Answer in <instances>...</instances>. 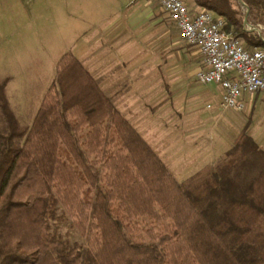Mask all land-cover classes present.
<instances>
[{"label":"trees","instance_id":"trees-1","mask_svg":"<svg viewBox=\"0 0 264 264\" xmlns=\"http://www.w3.org/2000/svg\"><path fill=\"white\" fill-rule=\"evenodd\" d=\"M242 1L191 3L264 50L243 24L245 12L264 24V0ZM8 80L0 76V264H264V151L246 127L222 162L179 181L72 52L29 124L9 105Z\"/></svg>","mask_w":264,"mask_h":264},{"label":"rangeland","instance_id":"rangeland-1","mask_svg":"<svg viewBox=\"0 0 264 264\" xmlns=\"http://www.w3.org/2000/svg\"><path fill=\"white\" fill-rule=\"evenodd\" d=\"M87 3L88 0H0V76L9 78L5 91L18 120L31 122L54 78L56 59L67 43L64 37L74 29H84L85 33L90 30L89 35L84 34L83 39L78 35L69 44L88 45L83 65L173 176L185 181L216 166L218 162L212 166L215 153L224 149L218 147L219 140H225L228 133L226 122L219 123L226 113L215 109V89L195 79L199 67L196 50L183 42L156 2L136 5L142 17L133 26L125 23L131 20L126 16L135 3L129 4L123 15V33L113 40L112 32L102 38L105 27H112L113 17L89 24L99 18L79 16ZM92 4L106 2L96 0ZM97 10L101 12L98 6ZM108 10L113 8L104 7L103 11ZM248 23L256 27L252 31L264 41V24ZM260 98L264 105V96ZM249 110L244 109L237 118L249 120ZM231 119L235 121L234 116ZM242 122L234 123L231 131L237 132ZM3 128L0 116V132ZM222 157L225 159L224 154ZM204 162L207 164L200 166ZM117 214L122 215L120 211ZM61 228L68 230L70 239L79 238L68 225Z\"/></svg>","mask_w":264,"mask_h":264},{"label":"built area","instance_id":"built-area-1","mask_svg":"<svg viewBox=\"0 0 264 264\" xmlns=\"http://www.w3.org/2000/svg\"><path fill=\"white\" fill-rule=\"evenodd\" d=\"M150 1L156 2L175 25L183 42L196 50L199 67L195 79L201 84L214 83L219 87L217 109L243 111L244 95L264 93V50H248L243 40L224 28L221 15L195 7L191 0ZM244 26L248 27L245 29L254 27L250 23Z\"/></svg>","mask_w":264,"mask_h":264},{"label":"crops","instance_id":"crops-1","mask_svg":"<svg viewBox=\"0 0 264 264\" xmlns=\"http://www.w3.org/2000/svg\"><path fill=\"white\" fill-rule=\"evenodd\" d=\"M88 1H89V3L85 4L82 7V11L83 12L79 16L84 17V18H91V17L99 18L97 20H93L92 19L90 22H88L89 24L92 23V22L97 23V24L98 23H102L104 18H107V17L112 18L113 17V19H112L113 20L112 27H110L109 29H107V26L105 27V29H104L105 32L103 31L104 34L102 35V38H106L110 34V32L113 33V37H111V40L118 38L117 37L118 34H120V33L122 34L123 33V31L121 32V28H123L122 25L124 23L123 15H124V13L126 11H128V9H127L128 5L131 4L132 2L135 3V1H130V0H105L106 4H101V5L92 4V1H96V0H88ZM149 1L150 0H140V1L137 2V0H136L137 3L132 5L134 8L131 9L129 11V15L126 16V17H132V18H131V20H127L126 19L125 23H127V24L129 23L130 26L136 25L140 21L139 18L142 17V16H140V11L138 9H135L136 5L140 4V3L145 4V2H149ZM97 6L100 7V10H101L100 13L97 12L98 11L97 10ZM108 6L112 7L113 10H111V11L108 10L107 12H104L103 11L104 7H108ZM144 13H148V11L147 12L145 11ZM119 26H120V30L118 31V27ZM90 33H91L90 30L87 31V33H85L84 29H82L79 32H77L75 29L72 30L70 33H68L64 37V41L67 42L64 45L65 46L64 49H63V50H65L64 52H66V51L72 52L84 64L85 63L84 59L87 58L86 52L88 50V45L83 43V44H80V45L72 46V45L69 44L70 43L69 40L75 39L78 35H79V37H81L84 34L85 35H89ZM97 39L98 40L101 39V35ZM61 52L59 53L60 54L59 57L64 53V52H62V53ZM59 57L56 59L55 65H56ZM54 71H55V69H54ZM203 85L213 87V89H215V93H216L215 94V98H217V100H218L219 95H220L219 87L216 84H214V83H208V84H203ZM262 96H264V93L262 94ZM262 96H260V92H256L254 94H249V95L248 94L244 95V100H245V104H246L245 109L248 108V110H249V105L251 103H253L252 104L253 105L252 110H249L250 112L249 111L246 112V115L250 114L249 117H251V118H249V120H247V121L244 120L242 122L239 118H237V116L240 115L242 112L241 111H235V110H232V109L225 110L226 114L223 117V119L219 118L220 119L219 123H222L223 125H225V122H226V124H227L226 125L227 126L226 129H228V133H227V135H225V137L227 136V138L225 139L227 142H225V140H219L218 147L220 145L221 148L223 149V147H224V149L223 150L220 149V150H218V152L215 153V156L213 158V160L215 162H213L212 166L217 164V162L220 163V162H222L224 160L223 157H222L223 154L225 153V151H227L233 145L238 133L242 129H244L245 127H246V132L253 138V140L259 146V148L264 151V105L262 104V100L260 98ZM214 106H215V104H214ZM215 109H216V107H215ZM216 111H218V110L216 109ZM232 116L235 117V121L234 122L233 121L232 122L229 121V120H232L231 119ZM236 122H238V123L242 122V124H241L242 126L240 128H237L238 129L237 132H232L231 130L233 129V127H231V126L234 123H236ZM205 164H207V163L204 162L200 166H203Z\"/></svg>","mask_w":264,"mask_h":264},{"label":"water","instance_id":"water-1","mask_svg":"<svg viewBox=\"0 0 264 264\" xmlns=\"http://www.w3.org/2000/svg\"><path fill=\"white\" fill-rule=\"evenodd\" d=\"M240 4H242L244 6V3L242 0H238ZM247 11V8H246ZM246 16H247V12H245L244 16H243V24L246 25L248 22L246 20ZM248 31H252V30H257L255 27H252L251 29H246Z\"/></svg>","mask_w":264,"mask_h":264}]
</instances>
